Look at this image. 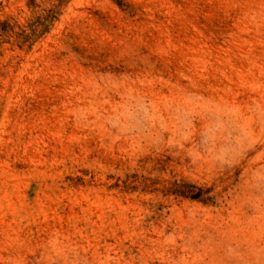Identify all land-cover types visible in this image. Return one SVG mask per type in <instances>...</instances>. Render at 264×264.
Segmentation results:
<instances>
[{
	"label": "rangeland",
	"instance_id": "rangeland-1",
	"mask_svg": "<svg viewBox=\"0 0 264 264\" xmlns=\"http://www.w3.org/2000/svg\"><path fill=\"white\" fill-rule=\"evenodd\" d=\"M0 264H264V0H0Z\"/></svg>",
	"mask_w": 264,
	"mask_h": 264
}]
</instances>
